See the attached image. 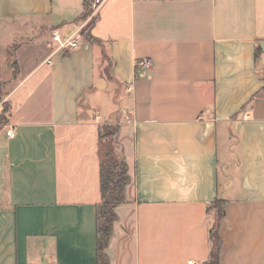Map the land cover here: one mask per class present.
<instances>
[{
    "label": "crops",
    "instance_id": "1",
    "mask_svg": "<svg viewBox=\"0 0 264 264\" xmlns=\"http://www.w3.org/2000/svg\"><path fill=\"white\" fill-rule=\"evenodd\" d=\"M86 3L0 0V264H98L105 125L130 176L110 264H209L217 197L219 264H264V0H103L48 64Z\"/></svg>",
    "mask_w": 264,
    "mask_h": 264
},
{
    "label": "trees",
    "instance_id": "2",
    "mask_svg": "<svg viewBox=\"0 0 264 264\" xmlns=\"http://www.w3.org/2000/svg\"><path fill=\"white\" fill-rule=\"evenodd\" d=\"M87 0L85 13L82 17L86 20L91 13L90 4ZM93 20H91L82 31L84 38L90 42H97L90 34ZM15 67V63H13ZM9 108L6 104L0 113V125L7 122L6 114ZM116 128L105 125L100 129L99 159H100V186L102 202L98 206L97 212V232H98V264H110L106 249L108 247L112 229L117 220L116 208L125 200V189L130 182L128 166L116 152L113 136ZM226 201L220 197L208 208V212L215 214V221L210 228L209 240L211 243V254L209 264H219L222 241L219 235L220 225L225 218Z\"/></svg>",
    "mask_w": 264,
    "mask_h": 264
},
{
    "label": "built area",
    "instance_id": "3",
    "mask_svg": "<svg viewBox=\"0 0 264 264\" xmlns=\"http://www.w3.org/2000/svg\"><path fill=\"white\" fill-rule=\"evenodd\" d=\"M103 5V0H93L90 4V9H91V13L89 14V16L87 17L86 20L83 21V23L78 27V30L73 33V34H69V35H64L62 34V32H60V30H55L52 34V42L54 45V49L52 54L50 55V57L47 60L48 64H52V57L61 52V51H65V50H71V49H77L80 47V40H81V33L83 31V29L86 27V25L94 19V17L97 15L99 9L102 7ZM139 66L142 67H150L151 66V61L149 59H144L142 61H140L138 63ZM7 135L10 138H15V133L13 130H9L7 132ZM189 264H194L193 261H190Z\"/></svg>",
    "mask_w": 264,
    "mask_h": 264
},
{
    "label": "rangeland",
    "instance_id": "4",
    "mask_svg": "<svg viewBox=\"0 0 264 264\" xmlns=\"http://www.w3.org/2000/svg\"><path fill=\"white\" fill-rule=\"evenodd\" d=\"M2 72H3V71H1V73H2ZM7 73L10 74V71H8ZM10 88H11V85H7V86L4 87V90H6V92H8ZM2 108H3V106L1 105V109H2Z\"/></svg>",
    "mask_w": 264,
    "mask_h": 264
}]
</instances>
